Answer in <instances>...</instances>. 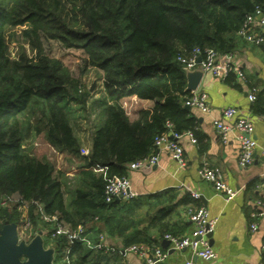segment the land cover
<instances>
[{
    "label": "trees",
    "instance_id": "trees-1",
    "mask_svg": "<svg viewBox=\"0 0 264 264\" xmlns=\"http://www.w3.org/2000/svg\"><path fill=\"white\" fill-rule=\"evenodd\" d=\"M256 6L264 0H0V229L14 223L16 231L27 230L28 239L45 229L52 264H121L122 257L52 237L42 215L70 228L96 220L109 242L122 247L151 246L166 233L184 234V220L172 211L198 207L190 194L179 196L172 189L106 202L104 185L126 176L128 163L155 153L153 140L168 130L167 123L178 134L190 132L200 150L207 148L192 108H184L190 92L176 57L189 56L195 47L233 51L245 16ZM13 28H20L32 56L23 48L10 56ZM50 41L78 50L82 71L91 67L102 73V91L92 104L103 119L91 132L87 155L80 153L70 112L73 102L84 106L90 94L78 92L79 81L45 46ZM224 82L239 87L232 73ZM244 84L255 90L252 112L263 114L264 88L246 76ZM130 97L153 104L131 118L123 105ZM29 135L76 160L68 202L62 173L25 147Z\"/></svg>",
    "mask_w": 264,
    "mask_h": 264
},
{
    "label": "crops",
    "instance_id": "crops-1",
    "mask_svg": "<svg viewBox=\"0 0 264 264\" xmlns=\"http://www.w3.org/2000/svg\"><path fill=\"white\" fill-rule=\"evenodd\" d=\"M232 52L236 63L249 81L258 89L264 88V48L249 44L236 36ZM238 84L239 87L228 85L224 80L214 78L210 74H203L201 77L196 90L206 93L210 110L201 112L192 108L191 111L197 118L198 129L206 136L205 150H200L187 135H182L179 143L184 150V166H178L167 152L156 150L157 164L146 169L126 171L130 190L136 196L172 189L179 196L193 192L199 196L195 199L196 204L203 205L210 215L217 218L210 239L211 247L216 254L214 259L196 258L188 249L170 250L167 257L157 264H185L187 260H193L195 264H264V192L257 187L264 173V156L261 153L264 149V113L252 112L253 102L247 98L250 88L244 82ZM127 103L136 105L132 110V116L126 110L131 118H135L140 109H148L153 104L152 101L139 100L135 97L124 99V107ZM227 106L236 107L242 114L249 116L253 123L252 137L256 142V148L254 160L246 168H240L237 163L239 150L237 134L231 132L227 142H223L212 126V122L221 118V112ZM80 149L86 152L83 155L88 154L90 137L83 143L80 142ZM203 164L222 170L226 183L236 190L230 201L226 202L209 182L199 179L196 170ZM95 171L104 172L100 168H96ZM183 209L181 205L176 207L172 215L177 213L182 217L185 224L184 233H189L192 224L186 213H183ZM252 223L257 226L255 231L250 229ZM117 245L120 246L121 243L117 242ZM123 260L127 264H143L133 253H127Z\"/></svg>",
    "mask_w": 264,
    "mask_h": 264
},
{
    "label": "built area",
    "instance_id": "built-area-1",
    "mask_svg": "<svg viewBox=\"0 0 264 264\" xmlns=\"http://www.w3.org/2000/svg\"><path fill=\"white\" fill-rule=\"evenodd\" d=\"M237 35L249 44L264 46V6H256L253 12L245 16V20L238 30ZM176 61L181 65L184 72L198 69L203 74H210L214 78L222 80L229 73H232L238 82H244L245 74L236 63L235 55L232 51L219 53L211 49L201 51L195 47L189 56L178 55ZM189 92L190 95L184 100V106L196 108L201 112H208L210 110L205 92L197 90ZM247 98L250 102L255 100L256 95L254 89H250ZM166 126L168 128L166 132L155 136L153 147L155 151L163 150L167 152L178 166H184V150L179 143V139L182 135H187L191 142H195V139L190 132L178 134L171 129L169 123ZM212 126L223 142H227L228 135L231 132L237 134L239 144L237 163L240 168H246L253 162L256 142L252 137L253 123L249 116L242 114L234 106H227L222 110L221 118L215 119L212 122ZM80 151L82 154L86 153L84 150ZM261 153L264 156V149L261 150ZM157 162V154L153 153L128 163L127 168L131 170L146 169L157 164ZM100 169L104 170L103 168ZM196 173L199 179L209 182L226 202L235 196L236 190L226 183L220 168L203 164L197 168ZM257 187L261 192H264V173L261 175ZM190 195L194 199L199 197L193 192ZM134 196L135 194L130 190V183L126 176L109 178L104 185V199L106 202L128 200ZM2 204H5V202L3 201ZM186 215L192 224L191 231L182 235L164 234L160 239V243L162 241L167 242L166 248H163L161 244H153L151 246L146 244H133L127 247L114 245L109 242L106 234L100 229L96 220L87 225L79 224L74 228H70L57 222L55 217L42 215V218L45 222L51 224L52 237L63 236L68 245H71L75 241L81 242L87 249L94 253H119L122 257L121 264H127L123 260L127 253L135 254L142 260L143 264H157L158 261H162L167 257L168 251H182L186 249L190 250L191 254L196 258L203 260L214 259L216 254L211 247L209 235L214 231L217 218L210 215L207 208L203 205L188 210ZM26 225H29L28 222ZM250 229L255 231L257 229L256 224H250ZM69 250L68 246L65 254ZM66 264H69L68 260H66ZM185 264H195V262L193 260H187Z\"/></svg>",
    "mask_w": 264,
    "mask_h": 264
},
{
    "label": "rangeland",
    "instance_id": "rangeland-1",
    "mask_svg": "<svg viewBox=\"0 0 264 264\" xmlns=\"http://www.w3.org/2000/svg\"><path fill=\"white\" fill-rule=\"evenodd\" d=\"M8 43L10 56L15 57L20 48L25 50V53L29 56H32V51L30 47L23 42L20 37V28H13L8 32ZM45 46L49 49L50 54L55 56L60 61L66 65L71 72V76L74 79L79 81L78 92L87 90L89 91V97L87 98V103L84 106L80 104L72 103L70 120L73 127L74 134L78 137V140L83 143L86 141L93 130V128L101 122L103 116L100 114L99 109L92 104L94 98H97L102 91V73L91 67H87L82 71L83 63L81 60V53L78 50L73 49H63L57 43L50 41L48 44L45 43ZM68 92L71 96H75V92L71 91L68 87ZM136 105L127 103L126 110L129 112L130 116L133 115L132 110ZM25 147L29 149L31 153H34L37 156H43L49 160L55 167L56 171L62 173L61 181L63 183V190L65 201L68 202L72 196V189L74 186L73 176L77 162L74 159L66 156L64 153L59 152L53 148H50L46 143H44L41 136L29 135L23 140ZM28 207H26L27 209ZM40 227V226H39ZM47 230V229H46ZM47 231L43 229L41 232L32 233L33 236L28 239V232L25 229H19L16 232L17 242H23L25 245L30 243L35 237H39L42 242L43 250H52V259H53V249H52V240L47 238ZM48 241L47 244L45 242ZM22 261L26 260V257L23 255L21 257Z\"/></svg>",
    "mask_w": 264,
    "mask_h": 264
},
{
    "label": "water",
    "instance_id": "water-1",
    "mask_svg": "<svg viewBox=\"0 0 264 264\" xmlns=\"http://www.w3.org/2000/svg\"><path fill=\"white\" fill-rule=\"evenodd\" d=\"M186 90H196L203 73L194 69L186 71ZM189 109L188 106H184ZM16 224H4L0 229V264H52V250H43L39 237H35L30 243L25 245L17 242ZM212 235V234H211ZM211 235H209L211 239ZM161 246L166 248L167 242L162 241ZM25 261L21 260L22 256Z\"/></svg>",
    "mask_w": 264,
    "mask_h": 264
}]
</instances>
